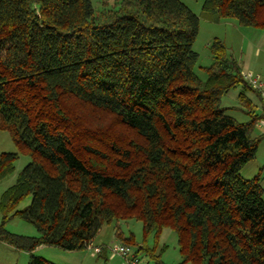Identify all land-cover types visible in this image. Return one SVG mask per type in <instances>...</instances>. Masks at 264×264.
Instances as JSON below:
<instances>
[{"label": "trees", "instance_id": "16d2710c", "mask_svg": "<svg viewBox=\"0 0 264 264\" xmlns=\"http://www.w3.org/2000/svg\"><path fill=\"white\" fill-rule=\"evenodd\" d=\"M203 14L264 31V0H205ZM199 28L180 0L102 12L91 0H0V129L31 158L2 195L0 242L54 264L32 253L84 250L105 225L136 220L145 237L174 231L182 264H264V189L241 176L264 100L218 39L206 80L195 73ZM237 88L261 103L240 94L247 124L221 106ZM18 158L1 154L0 181ZM15 218L38 236L9 233ZM138 253L161 264L146 245Z\"/></svg>", "mask_w": 264, "mask_h": 264}, {"label": "rangeland", "instance_id": "374dc122", "mask_svg": "<svg viewBox=\"0 0 264 264\" xmlns=\"http://www.w3.org/2000/svg\"><path fill=\"white\" fill-rule=\"evenodd\" d=\"M95 12L117 8L120 0H91ZM191 9L200 19L198 37L194 43V51L198 54V61L195 66V73L206 80V68L212 66L213 58L210 45L215 39L220 40L226 47L229 56L235 59L241 66L244 73H252L259 76L264 82V31L240 26L236 20H222L216 22L210 20L209 16L203 14L205 0H180ZM244 92L241 88L234 89L223 95L221 106L225 108L226 114L235 118L241 124H247L252 120L240 100V94ZM257 106V112L261 111V103L251 92H244ZM264 131L257 125L253 137H261L258 152L251 162L241 171L244 179L251 180L256 177L264 189ZM263 136V137H262ZM3 153H18L19 158L15 162V171L0 181V201L3 193L16 183L18 175L31 163V158L26 154L19 153L11 134L0 129V156ZM31 200L26 199L20 206L22 210L30 204ZM3 222V215L0 212V226ZM120 227L125 238L131 235L134 237V244L129 246L131 254L128 257L116 255L110 251L114 245H122V241L116 237L115 228ZM6 230L9 233L37 237L36 228L18 218L6 223ZM103 244V245H100ZM124 245V244H123ZM143 245L153 249L154 254L159 257L161 264H182L177 235L170 229H165L159 239L151 234L145 237L143 224L140 221L131 220L128 222H113L105 225L94 239L92 246L107 248L105 256L95 255L92 249L86 248L78 251H65L56 247L40 246L32 254L43 257L54 264H131L130 260L136 255L138 264H157L149 260L144 254L138 253ZM128 246V245H127ZM31 254L19 251L0 242V264H29Z\"/></svg>", "mask_w": 264, "mask_h": 264}, {"label": "built area", "instance_id": "2783aa9c", "mask_svg": "<svg viewBox=\"0 0 264 264\" xmlns=\"http://www.w3.org/2000/svg\"><path fill=\"white\" fill-rule=\"evenodd\" d=\"M244 79L252 86L254 90L259 92L264 100V82L259 76H254L252 73L242 72ZM258 126L264 131V120L259 121ZM89 249H92L95 255H99L102 252L101 247H93L92 245L88 246ZM110 251L116 255L122 257H128L131 254V249L127 245H114L110 248ZM131 264H138V259L136 255L130 260Z\"/></svg>", "mask_w": 264, "mask_h": 264}, {"label": "crops", "instance_id": "0c3cea01", "mask_svg": "<svg viewBox=\"0 0 264 264\" xmlns=\"http://www.w3.org/2000/svg\"><path fill=\"white\" fill-rule=\"evenodd\" d=\"M100 245H103V244H100ZM42 247V246H41Z\"/></svg>", "mask_w": 264, "mask_h": 264}]
</instances>
